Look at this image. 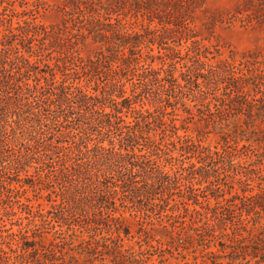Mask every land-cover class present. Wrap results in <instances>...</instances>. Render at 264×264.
<instances>
[{"label": "trees", "instance_id": "1", "mask_svg": "<svg viewBox=\"0 0 264 264\" xmlns=\"http://www.w3.org/2000/svg\"><path fill=\"white\" fill-rule=\"evenodd\" d=\"M203 4L62 0L46 25L26 0H0V264H181L174 252L191 248L203 261L185 264H264V52L209 63L194 26ZM233 15L263 27L264 0H238ZM89 41L100 48L85 58ZM159 92L171 107L187 95L197 114L184 103L178 125L134 106Z\"/></svg>", "mask_w": 264, "mask_h": 264}, {"label": "rangeland", "instance_id": "2", "mask_svg": "<svg viewBox=\"0 0 264 264\" xmlns=\"http://www.w3.org/2000/svg\"><path fill=\"white\" fill-rule=\"evenodd\" d=\"M29 2V5L31 8L36 9L40 11V14H38V20L44 22L46 25L51 24H57L59 23L61 19V13L59 6L62 3V0H26ZM238 3V0H204L203 8L195 10V24L197 31L200 35L203 36L205 40H203L199 47L202 48V52L208 49L209 54V63H212L213 65H216L220 63V61L225 60L229 58V56L232 55V51L235 53H242L244 51L253 50V49H260L264 52V26L263 27H251V26H243L241 22L236 21L233 18L235 7ZM212 19L220 20L216 24L214 22L209 23ZM138 29H141L140 23L138 24ZM178 46L182 44V47H179V49L182 50V54H186L187 47H191L194 49L196 45L193 44V42H175ZM80 53L83 57H94L97 55L100 46L95 44L92 41H89L86 43V45L80 47ZM195 50V49H194ZM158 53V50L155 51V54ZM160 65L157 63L155 65V68H158ZM176 76H178L181 83L185 84L182 77H180V72H178ZM162 76H166V73H162ZM171 82H167V86L170 87ZM126 88V94L127 96H131V89L133 88L131 84L127 86ZM185 94H190L189 88H185L184 90ZM171 92V91H170ZM160 94H152L146 96L142 101H138L134 106L138 109H143L144 111H166L167 113L175 114L178 121V125H182L186 123V118L188 117V114L186 112L185 107L192 111L193 113L197 114L198 107L195 106L196 104L193 103L190 99H188L187 95H185V99L183 100V104L185 103V107L182 103H178L175 99H172V104L174 105L171 107L169 103L166 101V95L164 92H159ZM172 93V92H171ZM211 93H214V91H209L208 97H213ZM203 98V97H202ZM203 99H198L197 104L198 106L202 105ZM135 102V101H134ZM51 117V116H50ZM169 118H172V115L169 116ZM132 119L130 118L129 121ZM195 121L198 122L197 118ZM188 122V120H187ZM54 123V122H53ZM198 128L201 130V134H205L206 136V145L211 146V148H215L218 146V148H221V145H219V137L215 135V133L208 134L210 132L211 128L209 129L204 126V124H201L198 122ZM48 127L44 130H46L45 134H48L50 136V132L53 131V128L55 127L51 121H48ZM193 127L194 125L191 124ZM189 124V126H191ZM207 129H205V128ZM56 133V132H55ZM208 135H207V134ZM184 131H180V135H184ZM193 136H195V132L192 131ZM50 141H47V145L54 146V139L53 137ZM242 147V145L240 146ZM43 154L37 153L35 155L36 158ZM175 156H179L178 154H175ZM239 161V160H238ZM78 169V168H77ZM170 167H167V170L170 171ZM264 174V169H263ZM24 177V175H22ZM72 176L64 175L63 181L69 182L71 184L72 182ZM27 182L31 183V179H29ZM76 183V182H75ZM75 183H72V185H75ZM69 184V185H70ZM256 186V184H254ZM14 186H18L17 184H14ZM27 189V196L30 197L33 201L32 204L37 207L41 205L42 209H44L45 212L50 210L52 208L51 203L48 201L47 194L49 192L44 191L41 195L42 199H39L37 196L41 197V195L37 194L33 188L26 187ZM44 197V198H43ZM215 203V201H213ZM194 208V207H191ZM133 214L127 213L125 214V217L129 219L133 226V231L136 233L137 224L135 218H133ZM156 229L159 230L157 234V239L162 240L164 243L170 242V235L166 232L164 234L163 232H160L161 227L159 225H156ZM14 230L17 231L18 227L14 226ZM174 251V250H173ZM175 258L179 260L181 264H185L186 262L193 263L194 258L198 257V262H202V255L197 252L196 254L193 253V249L191 248L188 251H175ZM181 253V254H180ZM169 256V255H168ZM170 258V256H169ZM171 258L172 263H176V259Z\"/></svg>", "mask_w": 264, "mask_h": 264}]
</instances>
